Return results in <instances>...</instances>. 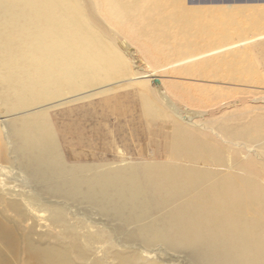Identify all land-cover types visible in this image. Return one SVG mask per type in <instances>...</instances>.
Instances as JSON below:
<instances>
[{
	"label": "bare ground",
	"instance_id": "bare-ground-1",
	"mask_svg": "<svg viewBox=\"0 0 264 264\" xmlns=\"http://www.w3.org/2000/svg\"><path fill=\"white\" fill-rule=\"evenodd\" d=\"M180 1L0 0V118L8 121L12 153L33 187L0 192V264H164L139 249L191 264H264V160L253 149L264 153V128L243 124V139L222 129L225 141L243 145L229 161L224 145L188 116L187 123L163 121L170 125L164 161L111 167L102 155L109 128L143 135L128 103L109 101L113 87L139 82L132 70L141 67V54L166 67L198 57L202 48L204 57L244 46L254 39L240 37L264 28V16L244 27L233 11L205 14ZM245 55L204 61L200 75L225 66L245 83H260ZM95 97L100 101L88 102L91 108L62 109L82 131L86 122L93 125V136L78 140L86 150L64 153L50 110ZM143 108L148 114L139 123L154 124L148 104ZM71 208L97 220L78 219ZM41 221L55 233L35 234Z\"/></svg>",
	"mask_w": 264,
	"mask_h": 264
},
{
	"label": "rangeland",
	"instance_id": "rangeland-1",
	"mask_svg": "<svg viewBox=\"0 0 264 264\" xmlns=\"http://www.w3.org/2000/svg\"><path fill=\"white\" fill-rule=\"evenodd\" d=\"M169 5L171 4H167V6ZM179 6L185 7L188 10H202L205 14L217 13V10L222 9H225L227 12L233 11L238 15L237 18L244 27L249 26V22L255 18L254 16L256 18H262L264 16V0H181ZM240 38H253L254 40L244 46L235 47L228 51H222L216 54L211 52L204 57L200 55L208 52L206 51L207 48H202L197 52L198 57L184 63H182V60L181 62L166 67L159 66L165 64L167 61L160 64H153L146 56H142L141 54V67L132 70L138 74L139 82L137 84L123 83L113 87L110 95H116V97L114 99L111 98L109 101L128 103L131 115L135 118L134 124L138 127L136 133L138 135L143 133V135L131 136V130L128 126L125 128V132L117 133L112 128L104 132L106 133V140L104 141L109 144L105 148V153L102 155L107 162L113 163L110 166H121L126 165L128 162L154 160L156 158H158V161H164L163 157L166 155V140L170 125L168 121H163L169 117L177 118L184 123L189 121L188 118L184 117H191L194 126L198 130L208 134L224 145L227 161L230 160V153L233 150H243L242 144L236 143L232 145L225 141L221 130L223 129L226 133L239 136L243 139V124L264 128V104L259 100L262 99L264 101V28L246 33ZM238 40L239 38L235 37L231 43H235ZM116 45L119 50L125 49L118 42H116ZM133 46L138 47L139 44L134 43ZM241 51L246 53L245 56L248 61L253 62L254 73L261 79L260 83H245L248 79L242 80L235 74H228L225 66H220L218 72L208 70L205 72V76L202 77L200 75L206 67H202L204 61H211L213 59L221 60L229 57L228 55L231 52L238 53ZM191 69L193 71L190 74L180 73L181 71ZM152 78H159L163 84L151 85L150 81H152ZM163 86L164 88L162 89ZM187 89L189 91L194 90L191 98H187L186 100L179 99L177 92L180 91L183 93ZM90 101H100V97L83 101H72L71 103L50 110L52 122L55 124L57 138L64 153H67L69 149L86 150L84 147L78 145V140L83 135H85L83 136V141L90 139L93 136L90 132L93 125L90 122H86L85 124L87 126H84L85 124L82 122L84 126V130L82 131L78 126V121L75 119L77 117L73 115L65 116L64 112L67 110L62 112V109H68L78 105H85L91 108L88 105ZM145 103L148 104L151 113L154 115V124L139 123L138 116L144 119L145 115L148 114L143 108ZM97 110L99 112L103 111L99 107ZM1 111L2 105L0 102V113ZM65 117H69V119H64ZM109 120L112 123L116 118L110 117ZM122 124L125 125L123 119H120L119 125ZM7 126V119L0 118V140L4 145V148L0 152V192L10 186L23 191L31 190L30 188L33 189L31 181L28 176L20 171L17 158L12 153L14 145L9 136ZM68 128H70V132H68ZM146 131L148 132L146 133ZM125 141L128 143L127 148L124 144ZM253 149L257 152L260 159L264 160V153L258 148V150ZM96 151L94 152L96 153ZM140 151L144 153L142 156H139ZM99 152L101 151L99 150ZM64 153L63 155L65 157ZM75 210L71 208L70 212L78 219L87 222L93 221V219L97 220V217L94 215H86L81 210L76 211V213ZM75 213L79 215H75ZM26 227L25 225L22 229ZM45 230L52 231L47 223L41 221V227L37 228L35 234H40ZM52 232L55 233L54 231ZM139 250L149 259L161 261L164 264H191L182 256L160 252L158 251L160 249Z\"/></svg>",
	"mask_w": 264,
	"mask_h": 264
},
{
	"label": "water",
	"instance_id": "water-1",
	"mask_svg": "<svg viewBox=\"0 0 264 264\" xmlns=\"http://www.w3.org/2000/svg\"><path fill=\"white\" fill-rule=\"evenodd\" d=\"M151 85H158L159 84V79H153L152 81H150Z\"/></svg>",
	"mask_w": 264,
	"mask_h": 264
}]
</instances>
